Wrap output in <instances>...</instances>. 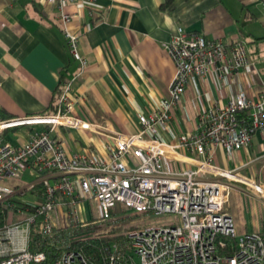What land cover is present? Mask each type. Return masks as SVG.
Instances as JSON below:
<instances>
[{"label": "built area", "instance_id": "obj_1", "mask_svg": "<svg viewBox=\"0 0 264 264\" xmlns=\"http://www.w3.org/2000/svg\"><path fill=\"white\" fill-rule=\"evenodd\" d=\"M82 1L44 0L57 7L68 49L80 63L77 74L61 83L55 110L0 119V133L18 124L47 125L33 129L21 144L0 137V202L16 193L3 179L18 177L27 168L57 178L45 184L43 201L30 205L22 220L5 222L0 227V264H30L45 258L43 251L29 249V229L37 215H41L42 233L58 245L110 231L115 225L97 227L92 217L83 216L84 206L80 204L88 198L95 200L99 216L107 221L112 219L110 207L121 202L135 213L178 214L177 224L134 228L123 238L111 241L106 246V264H264L263 233L237 232L226 207L235 183L262 198L264 183L214 163L216 148L240 150L248 146L256 130L264 129V89L257 97L238 90L224 105L200 111L194 130L180 133L173 141L160 137L194 76L212 70L238 74L251 66L245 42L226 44L220 36L188 34L177 26L164 42L175 64L167 95L149 113H139L138 131L107 133L74 113L81 97L74 81L86 60L79 52V34L67 27L76 14L66 8ZM59 125L96 133L104 139L105 154L89 148L68 154L62 143L49 134ZM170 160L174 164H169ZM57 193L68 200V217L73 225L90 228L69 232L57 241L55 228L60 227L52 218ZM227 237L235 239L231 252L226 250ZM53 264L89 263L80 252L65 249Z\"/></svg>", "mask_w": 264, "mask_h": 264}, {"label": "crops", "instance_id": "obj_2", "mask_svg": "<svg viewBox=\"0 0 264 264\" xmlns=\"http://www.w3.org/2000/svg\"><path fill=\"white\" fill-rule=\"evenodd\" d=\"M83 0L67 6L75 17L68 29L79 34V52L86 66L74 81L80 94L76 116L107 133H134L139 113L147 114L167 95L175 64L164 42L182 26L188 34L220 36L226 44L243 40L253 63L238 74L210 71L194 76L176 104L164 140L194 130L198 113L224 105L238 90L258 96L264 89V3L261 0ZM80 63L70 53L58 9L44 0H0V119L41 115L60 75L77 74ZM44 123L18 124L0 137L21 144ZM49 134L68 154L89 148L105 154V142L88 129L59 125ZM214 163L264 183V129L256 130L247 147L227 152L216 148ZM169 164H174L169 161ZM54 174L25 169L3 179L15 189L4 202L18 213L44 199L46 183ZM57 196V195H56ZM66 198V197H65ZM56 200V198H55ZM53 220L58 232H84L91 225H73L67 200H56ZM83 216L91 217L87 199ZM237 232L264 235V198L235 183L227 200ZM88 230V229H87ZM60 235V236H61ZM57 236L58 239H62Z\"/></svg>", "mask_w": 264, "mask_h": 264}, {"label": "trees", "instance_id": "obj_3", "mask_svg": "<svg viewBox=\"0 0 264 264\" xmlns=\"http://www.w3.org/2000/svg\"><path fill=\"white\" fill-rule=\"evenodd\" d=\"M169 2L170 0H165L162 6L164 7V5H167ZM65 71L66 70L61 73L59 83L52 94L47 108L42 112L43 114H48L55 110L61 83L70 78L67 77ZM56 195V200H67L60 193H57ZM8 207H11L9 202H0V227H2L5 222H7ZM134 228H136V226L132 224L125 229L126 232H128L129 230ZM120 229H122L121 225H115L110 231L103 232L95 236L87 235L76 237L66 242L64 245H58L54 243L48 236L42 233L41 215H37L34 221L31 223L29 229V249H31L32 251H43L45 253V258L38 262H31L30 264H53L61 256L62 252L65 249H72L80 252L89 264H106L108 258L106 246L111 241H117L118 239L123 238L126 235V232H121ZM55 230L56 232H58L56 228ZM60 235L61 232L57 233V236ZM60 237H66V234L61 235ZM234 241V238H226V250L228 252L232 251L231 246L232 244L233 246L235 245Z\"/></svg>", "mask_w": 264, "mask_h": 264}, {"label": "rangeland", "instance_id": "obj_4", "mask_svg": "<svg viewBox=\"0 0 264 264\" xmlns=\"http://www.w3.org/2000/svg\"><path fill=\"white\" fill-rule=\"evenodd\" d=\"M87 203L90 208V215L96 221L97 227L109 226L110 224L121 225V232H126L125 228L129 227L132 224L136 226V228H143L149 225H169L177 224L179 222L178 214L176 213H135V211L131 207L127 206L123 202L117 203L110 207V215L112 219L110 221H107V219H102L99 216L98 208L94 199L88 198ZM7 210V222L9 223L17 220H22L25 217V214L18 213L11 207H8Z\"/></svg>", "mask_w": 264, "mask_h": 264}]
</instances>
